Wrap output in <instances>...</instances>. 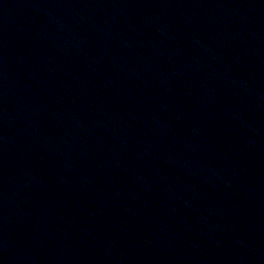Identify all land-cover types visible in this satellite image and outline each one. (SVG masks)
I'll use <instances>...</instances> for the list:
<instances>
[{
	"label": "water",
	"instance_id": "95a60500",
	"mask_svg": "<svg viewBox=\"0 0 264 264\" xmlns=\"http://www.w3.org/2000/svg\"><path fill=\"white\" fill-rule=\"evenodd\" d=\"M0 264H264V0H0Z\"/></svg>",
	"mask_w": 264,
	"mask_h": 264
}]
</instances>
